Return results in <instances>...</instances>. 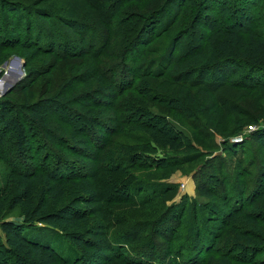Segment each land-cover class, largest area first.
<instances>
[{
  "label": "rangeland",
  "instance_id": "374dc122",
  "mask_svg": "<svg viewBox=\"0 0 264 264\" xmlns=\"http://www.w3.org/2000/svg\"><path fill=\"white\" fill-rule=\"evenodd\" d=\"M148 1L136 11L130 0H0V49L6 58L0 64V98L34 105L58 134L54 141L34 129L20 155L0 125V194L17 193L16 174L26 164L45 168L66 157L70 165H60V176L76 186L90 184L97 193L90 217L99 238L111 244L116 234H126L132 240L112 243L99 264H224V259L264 264V247L245 253L224 248L230 232L247 226L241 214L251 208L255 190H264V146L255 137L264 133V92L253 81L180 80L176 69L220 28L264 37V0L257 5L153 0L158 12L152 17L144 8ZM76 11L77 19L68 18ZM100 111L108 122L90 125L87 115ZM150 115L171 122L199 160L183 162V153L153 142L143 130L152 123ZM108 150L133 158L123 169L109 171L103 162ZM139 181L173 182L177 189L141 206L135 199L145 192L133 189ZM191 202L198 210L196 241L187 235ZM210 202L227 217L205 206ZM21 213L20 207H9L1 219L24 226ZM3 220L0 240L5 242ZM260 227L264 234V218ZM30 228L50 229L39 222ZM39 232L42 240L51 238ZM151 243L164 253L134 251Z\"/></svg>",
  "mask_w": 264,
  "mask_h": 264
},
{
  "label": "trees",
  "instance_id": "16d2710c",
  "mask_svg": "<svg viewBox=\"0 0 264 264\" xmlns=\"http://www.w3.org/2000/svg\"><path fill=\"white\" fill-rule=\"evenodd\" d=\"M260 1L246 0L251 5H257ZM130 3H132L131 8L136 11L141 5L144 6V0H130ZM156 4L150 0L144 7L151 17L158 12ZM75 13V15L69 14L68 18L77 19L78 12ZM2 55L0 49L2 59L0 64L6 60ZM245 68L248 69L247 73L242 72ZM176 69L180 80L186 79L209 85L253 81L255 82L253 84L258 85L256 86L258 90L264 92V37L253 31L245 34L235 28H220L211 32L205 46L199 52L190 56L180 69ZM148 87L147 84L144 88L148 89ZM148 118L152 123L146 124L143 130L153 142L162 148L183 153L184 157L181 159L183 162L199 160L200 155L195 152L193 144L188 138L179 134L171 122L156 120L153 115ZM87 119L90 125L98 127L105 125L109 120L103 111L90 112ZM0 125L10 133L15 151L20 155H24L29 148L31 133L34 129L42 130L54 141L58 139V134L48 127L45 117L34 105L14 104L0 98ZM255 137L257 142L264 146V133H257ZM132 158L133 156L130 157L122 152L117 154L114 150H108L103 156V162L109 171L117 172L123 169L125 167L123 164ZM57 159L58 163L45 168L26 164L25 168L16 174L17 193L11 195L6 191L0 194V220H3L1 218L9 207H20L21 215L26 222L24 226L10 220L1 222L5 242L0 240V264H99L106 257L112 243L116 246L129 245L132 241L126 234H116L112 237L111 244L107 238H99L100 234L90 217L92 210L90 203L96 202L97 193L93 191L90 184L76 186L72 184L70 178L60 176V165L69 166L70 160L59 156ZM133 187L139 193L145 192L140 201L138 197V200L135 199L144 206L152 204L159 193L175 191L177 184L166 181L146 185L139 181ZM201 189L203 196L211 197L210 193L204 190L205 188ZM182 201L183 204L188 202L186 198ZM251 201V208L242 211L241 214L247 226L227 235L224 241L226 252L232 248L245 253L250 249L257 251L258 248L264 247V234L260 227V222L264 218L262 187L255 190V196ZM205 206L215 213L218 212L221 217H227V212L223 211L218 204L210 202ZM205 206L201 209L205 210ZM177 207L182 210V204ZM186 211L187 216H191V223L187 224V235L192 236L191 238L196 241L198 229L193 220L197 219L198 210L195 203L191 202ZM35 222L49 226L50 229H39V231L49 233L51 238L49 236L42 240L41 233L37 229L30 228ZM152 241L156 240L153 238ZM134 251L139 252L137 255L142 253L143 256L164 253L163 248L159 250L153 247L152 243L151 246L135 248ZM190 258L191 255H189ZM229 262L228 259L222 261L224 264Z\"/></svg>",
  "mask_w": 264,
  "mask_h": 264
},
{
  "label": "water",
  "instance_id": "95a60500",
  "mask_svg": "<svg viewBox=\"0 0 264 264\" xmlns=\"http://www.w3.org/2000/svg\"><path fill=\"white\" fill-rule=\"evenodd\" d=\"M13 63V62H12ZM12 76H15V75H12Z\"/></svg>",
  "mask_w": 264,
  "mask_h": 264
},
{
  "label": "bare ground",
  "instance_id": "6f19581e",
  "mask_svg": "<svg viewBox=\"0 0 264 264\" xmlns=\"http://www.w3.org/2000/svg\"><path fill=\"white\" fill-rule=\"evenodd\" d=\"M10 73V72H9Z\"/></svg>",
  "mask_w": 264,
  "mask_h": 264
}]
</instances>
